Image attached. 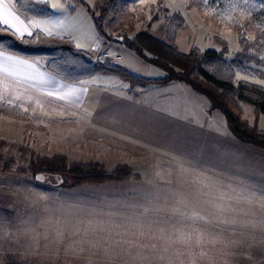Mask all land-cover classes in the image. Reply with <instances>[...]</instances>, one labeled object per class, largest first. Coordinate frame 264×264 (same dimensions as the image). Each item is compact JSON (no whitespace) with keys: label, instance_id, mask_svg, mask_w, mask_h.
<instances>
[{"label":"rangeland","instance_id":"374dc122","mask_svg":"<svg viewBox=\"0 0 264 264\" xmlns=\"http://www.w3.org/2000/svg\"><path fill=\"white\" fill-rule=\"evenodd\" d=\"M157 1L120 0L117 11L103 19V30L127 38L143 32L166 44L165 19L179 14L185 22L175 42L179 53L219 51L216 38L228 44L227 62L239 50L233 30L205 22L204 13L188 8L189 0H163L160 6ZM32 2V9L21 7L24 14L17 9L32 34L66 39L86 56L99 42H111L105 64L114 51V63L141 78L166 76L120 38L99 35L93 17L98 0ZM36 11L44 17H34ZM119 48L127 50L118 53ZM34 61L47 74L44 59ZM236 75V82L264 85L247 70ZM61 83L68 88L45 93L43 86L31 89L0 74V264L12 256L23 264H264L247 258L259 246L248 243L257 236L242 225L264 218L247 194L218 205L215 189L193 183L205 171L195 156L205 154L206 142H216L205 140L204 130L232 137L223 115L205 110L209 103L203 95L179 82L130 91L112 75ZM239 109L253 124V107L240 103ZM258 126L264 130V118ZM24 148L41 157H65L68 167L98 163L106 173L118 166L131 173L102 184L77 185L68 177L37 181L22 171Z\"/></svg>","mask_w":264,"mask_h":264},{"label":"trees","instance_id":"16d2710c","mask_svg":"<svg viewBox=\"0 0 264 264\" xmlns=\"http://www.w3.org/2000/svg\"><path fill=\"white\" fill-rule=\"evenodd\" d=\"M127 1L134 5L140 0H124ZM12 2L22 14V6L29 4L30 9L33 8L32 0ZM162 3L163 0L157 1L159 6ZM119 4L120 0H98V15L93 17L99 35L123 40L143 61L161 69L166 74L163 79H142L112 65L110 61L104 65L93 66L90 56L77 51L70 41L40 32L30 36H18L0 26V52L30 61L43 58L44 70L66 84H80L96 75L115 76L128 83L130 91L171 82L185 84L207 99L211 111L217 110L223 115L226 128L235 140L264 150V131L258 126L259 116L264 115V87L247 81H235L238 70H247L253 77L264 81V58L261 56L264 49V0H189L188 8H196L204 13L205 22L215 20L220 25H228L237 36L239 50L230 62L226 60L228 44L220 38L215 40L220 47L219 51L201 52L192 48L187 54L179 53L175 42L178 31L185 26L179 14L165 19L161 33L166 44L143 32L133 38L122 34L107 35L101 23L106 15L117 11ZM36 12L34 17H44ZM251 32L252 39L249 38ZM240 103L253 107V124L242 119ZM0 107L4 106L1 104ZM19 158L24 163L22 171L29 173L33 179L40 174L55 175L68 177L77 185L119 181L129 177L131 173V169L123 166L106 173L98 163H90L86 169L68 167L65 165V157H41L28 151V148L20 150Z\"/></svg>","mask_w":264,"mask_h":264},{"label":"crops","instance_id":"0c3cea01","mask_svg":"<svg viewBox=\"0 0 264 264\" xmlns=\"http://www.w3.org/2000/svg\"><path fill=\"white\" fill-rule=\"evenodd\" d=\"M4 3H7V0H4ZM11 11H14L21 18V15L17 12L14 4ZM25 35H27V33H25L24 36ZM101 44L102 42H99L95 50H92L93 52L90 54V56L93 55L97 49L102 48L103 45ZM115 48L116 47H114V50ZM125 50L127 49L119 48L117 52L119 53V51L123 52ZM113 52L109 54V58L107 60L110 61L112 65L119 67L120 65L118 63L114 64V61L112 60L114 58ZM0 55L12 57L18 61L23 62L19 67V74L17 76L5 77H8V79L19 83L22 86L24 85V87H27L28 85L32 89L35 88V86H43V92L45 93H54L57 92L56 90L62 91L68 88L66 85L62 84V81H60L56 77L48 73L47 75L43 72H39L40 67L42 66H39L36 61L17 58L3 52H0ZM128 62L129 60H124V65H128ZM121 67L123 66H120L119 68ZM121 69L127 71L125 68ZM36 79H42L45 84H42L41 82L38 83ZM251 81L253 82L249 81V83H256L254 82V80ZM260 81L264 82L263 80ZM261 87H264V85ZM136 106L138 107V104ZM205 110H207L209 114L212 112L207 107H205ZM263 116L264 115L259 116L258 125L261 122V118L263 120ZM217 118L218 120H221L219 119V117ZM261 130L264 131L263 129ZM204 132H207L205 140H213L216 142L214 144L206 142L207 144L204 145L205 154H198L195 156V164L203 167L205 171H199L200 174L199 176L193 178V183L199 185L204 190L212 189V191H214L215 189L216 196L218 198V205L226 203L223 206H227L231 198H242L247 194L248 199L250 200V203L254 205V209L256 210V212L259 214H264V150L240 143L222 130L220 131V134L217 135L214 133H210V131H207V129H205ZM242 155H248V157L245 158L242 157ZM205 178L209 179L210 182L202 183V180H204ZM242 227L250 228V234H255L257 236L256 241H253L250 238L248 243L250 245H253V242H255L257 243V246H259L258 249L252 248V251H250V255H248L247 258L260 260L264 259V218H260L259 223L257 224L251 223V227H247L246 225H242ZM253 247H255V245H253Z\"/></svg>","mask_w":264,"mask_h":264},{"label":"snow or ice","instance_id":"6c2138e0","mask_svg":"<svg viewBox=\"0 0 264 264\" xmlns=\"http://www.w3.org/2000/svg\"><path fill=\"white\" fill-rule=\"evenodd\" d=\"M12 8V0H7V3H4V0H0V26H3L4 29L11 30L13 34L19 36H23L25 33L32 35L18 14L11 11ZM22 63L12 57L0 55V74L10 77L17 76Z\"/></svg>","mask_w":264,"mask_h":264},{"label":"built area","instance_id":"2783aa9c","mask_svg":"<svg viewBox=\"0 0 264 264\" xmlns=\"http://www.w3.org/2000/svg\"><path fill=\"white\" fill-rule=\"evenodd\" d=\"M109 44L111 42H107L98 52H96L95 55L91 57V64L94 66L96 64L104 65L107 58V50L109 48ZM116 64V63H114ZM4 264H23L21 261H19L16 257H8Z\"/></svg>","mask_w":264,"mask_h":264},{"label":"water","instance_id":"95a60500","mask_svg":"<svg viewBox=\"0 0 264 264\" xmlns=\"http://www.w3.org/2000/svg\"><path fill=\"white\" fill-rule=\"evenodd\" d=\"M118 40H121V39H118ZM56 177L59 178V179H61V177H59V176H55V175L54 176L53 175H42V174L37 175L35 179L37 181H51V180H54L55 181Z\"/></svg>","mask_w":264,"mask_h":264}]
</instances>
